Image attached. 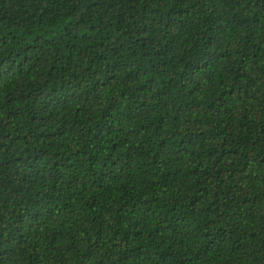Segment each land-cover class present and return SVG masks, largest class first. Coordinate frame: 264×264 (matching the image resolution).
<instances>
[{
    "label": "trees",
    "instance_id": "1",
    "mask_svg": "<svg viewBox=\"0 0 264 264\" xmlns=\"http://www.w3.org/2000/svg\"><path fill=\"white\" fill-rule=\"evenodd\" d=\"M0 264H264V0H0Z\"/></svg>",
    "mask_w": 264,
    "mask_h": 264
}]
</instances>
